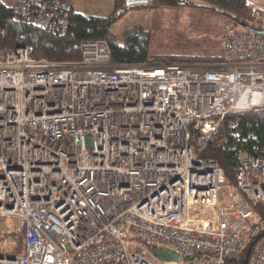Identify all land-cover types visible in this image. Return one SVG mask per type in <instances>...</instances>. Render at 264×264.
<instances>
[{
	"label": "built area",
	"instance_id": "2783aa9c",
	"mask_svg": "<svg viewBox=\"0 0 264 264\" xmlns=\"http://www.w3.org/2000/svg\"><path fill=\"white\" fill-rule=\"evenodd\" d=\"M71 9L12 3L14 19L56 35ZM252 16L264 30V3ZM79 48L72 62L0 49V234L10 217L25 244L0 263L236 264L255 238L246 264H264L250 207L264 204V155L240 154L236 191L198 155L231 110L264 116V34L227 23L205 65L115 64L105 39Z\"/></svg>",
	"mask_w": 264,
	"mask_h": 264
},
{
	"label": "trees",
	"instance_id": "16d2710c",
	"mask_svg": "<svg viewBox=\"0 0 264 264\" xmlns=\"http://www.w3.org/2000/svg\"><path fill=\"white\" fill-rule=\"evenodd\" d=\"M71 4L69 23L64 34H51L43 28L13 18L12 4L0 0V49L11 52L17 47H26L31 57L51 61L72 62L81 58L79 45L82 41L105 39L110 47L111 62L121 65H159L185 64L205 65L219 62L218 51L208 56H182L152 54L150 50V32L141 26L129 30L123 43H119L110 33L112 23L123 11L124 0H115L114 8L106 15L84 14L74 9ZM13 3V2H12ZM158 7H196L211 13L220 14L225 23L242 27L245 23L256 27L252 16L253 5L248 0H149L144 4ZM131 7V6H128ZM223 25V26H224ZM243 28V27H242ZM245 29V28H244ZM223 31V30H222ZM222 37V33H221ZM241 153L264 155V116H258L251 109L231 110L225 115L219 135L206 141L198 155L214 159L222 168L227 183L237 190L235 171ZM257 218L264 220V204L253 200L250 202ZM21 233V232H20ZM14 234V233H11ZM264 232L259 235L263 236ZM255 238L235 255L233 261L241 264L248 261L251 245ZM21 246L16 245V252ZM25 249L23 245L22 251Z\"/></svg>",
	"mask_w": 264,
	"mask_h": 264
},
{
	"label": "rangeland",
	"instance_id": "374dc122",
	"mask_svg": "<svg viewBox=\"0 0 264 264\" xmlns=\"http://www.w3.org/2000/svg\"><path fill=\"white\" fill-rule=\"evenodd\" d=\"M10 4V0H3ZM74 9L84 14L106 15L115 0H73ZM198 2V0H192ZM254 1V0H250ZM256 7V5H253ZM225 18L196 7H156L137 4L124 7L112 23L110 33L123 43L129 30L141 26L150 32L152 54L208 56L218 51ZM225 190L221 191V196ZM226 198V197H225ZM8 217L7 221H12ZM19 238L14 234L0 236V255H14ZM1 264V263H0Z\"/></svg>",
	"mask_w": 264,
	"mask_h": 264
},
{
	"label": "water",
	"instance_id": "95a60500",
	"mask_svg": "<svg viewBox=\"0 0 264 264\" xmlns=\"http://www.w3.org/2000/svg\"><path fill=\"white\" fill-rule=\"evenodd\" d=\"M149 0H124V4L126 7L133 6L137 4H146ZM243 28H245L248 31H252L259 34H264L263 29H259L253 26H250L249 24L241 23L240 24ZM157 257L166 261H178L180 259L179 255L175 252L169 250V249H162L161 251L156 253ZM7 259L13 260L15 258V255H5ZM4 255H0V259H3ZM241 264H246V261L243 260Z\"/></svg>",
	"mask_w": 264,
	"mask_h": 264
},
{
	"label": "crops",
	"instance_id": "0c3cea01",
	"mask_svg": "<svg viewBox=\"0 0 264 264\" xmlns=\"http://www.w3.org/2000/svg\"><path fill=\"white\" fill-rule=\"evenodd\" d=\"M11 2V4H12V2H13V0H10ZM252 5H256V6H261L263 3H264V0H254V1H250V0H248ZM74 4H76L74 1H73V6H74ZM12 220V219H11ZM11 222V228H10V230H9V232H7V233H4L3 235L2 234H0V236H2V237H6L7 235H10L11 233H14V235H15V238L17 239V238H19V245L21 246V248H20V251H18V252H16L14 255H18V254H21L22 252H24V251H22V248H23V245H24V235H23V232H21L20 233V231H18L17 229H16V227H15V224H14V221L12 220V221H10ZM18 244H17V246H18Z\"/></svg>",
	"mask_w": 264,
	"mask_h": 264
}]
</instances>
